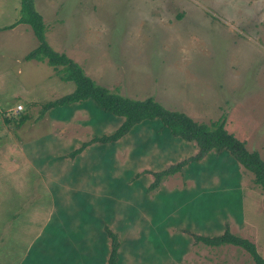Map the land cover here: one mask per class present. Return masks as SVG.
<instances>
[{
	"label": "rangeland",
	"instance_id": "374dc122",
	"mask_svg": "<svg viewBox=\"0 0 264 264\" xmlns=\"http://www.w3.org/2000/svg\"><path fill=\"white\" fill-rule=\"evenodd\" d=\"M33 1L50 48L98 85L197 122L222 118L264 158V0ZM19 4L0 0V24ZM27 31L0 34V264L27 263L41 247L45 262L105 264L109 232L118 264H254L243 248L196 240L226 229L264 258V193L249 171L227 150L193 160L195 144L159 119L110 140L122 118L91 100L45 108L75 84L45 62L19 73L6 63L39 44Z\"/></svg>",
	"mask_w": 264,
	"mask_h": 264
},
{
	"label": "trees",
	"instance_id": "16d2710c",
	"mask_svg": "<svg viewBox=\"0 0 264 264\" xmlns=\"http://www.w3.org/2000/svg\"><path fill=\"white\" fill-rule=\"evenodd\" d=\"M18 14L16 21L7 27H12L18 23L27 24L39 42L35 48L24 56V59L46 61L48 65L53 67L55 72H61L64 80L73 81L75 84L72 93L59 98L45 108L65 107L72 103L91 100L101 110L122 118V124L112 135L107 137L110 140L126 135L142 121L159 119L173 136L195 144L197 152L192 158L193 160L201 159L210 152L219 153L227 150L240 168L249 171L253 175V182L264 193V158L260 156L257 150H248L244 141L228 132L222 118L211 121L209 124L197 122L182 111L165 108L150 96L145 99H133L98 85L85 74L77 63L68 59L63 53L60 54L50 48L45 41L43 18L37 12L33 0H20ZM26 119L27 115H22L19 123L24 122ZM187 164L188 162L184 160L158 171L154 175L155 185L157 186L163 178L169 175L179 171L182 172ZM108 234L111 242L105 264H118L119 244L117 235L112 232ZM196 240L210 246L230 244L243 248L254 259V264H264V258L252 242L231 233L228 229L213 236L200 235L196 237Z\"/></svg>",
	"mask_w": 264,
	"mask_h": 264
},
{
	"label": "crops",
	"instance_id": "0c3cea01",
	"mask_svg": "<svg viewBox=\"0 0 264 264\" xmlns=\"http://www.w3.org/2000/svg\"><path fill=\"white\" fill-rule=\"evenodd\" d=\"M19 7H20V4H19ZM18 13H19V11H18ZM19 15V14H18ZM18 15L16 16V18H14V20H12V21H9V22H5V23H2V24H0V34H8V33H15V34H20V37L21 38H23L26 34H27V30H31V28H30V26L29 25H27V24H23V23H18V24H15L14 26H12V27H7V26H9V25H11V24H13L15 21H16V19L18 18ZM1 21H3V20H1ZM29 36H33V37H35L34 36V34H33V32H32V30H31V33H30V35ZM29 52V51H28ZM28 52H25L24 54H22V55H19L18 56V58L16 57L15 59H14V61L12 62V61H10V62H6V63H9V65L11 64L12 66H15V68H16V72H20L21 70V66H22V64H23V62L24 61H30V60H25L24 59V56L28 53ZM5 55L6 53L3 51V52H1L0 51V55ZM10 58H14V57H10ZM36 61V60H35ZM37 62H45L46 63V61H37ZM47 64V63H46ZM45 64L43 63L42 64V66H44ZM48 65V64H47ZM48 66H50V65H48ZM52 69H53V67L52 66H50ZM32 69H34L33 67L31 68V70ZM54 70V69H53ZM1 84V83H0ZM0 91L4 94V96H5V91H6V88L4 87V86H0ZM16 95H18L19 93L18 92H16L15 93ZM32 101V100H31ZM31 101H28L29 103H31ZM18 104H20V103H17L16 104V106L18 105ZM15 106V108H16V110H17V107ZM5 108H7L8 109V107H6L5 106ZM64 108V107H63ZM4 108H0V110H3ZM10 109V108H9ZM22 109H23V107H22ZM21 109V110H22ZM20 110V111H21ZM27 119H28V116H27ZM26 119V120H27ZM25 120V121H26ZM68 125H65V126H62L64 129H62L61 131H62V133H65V134H67V135H71V129H65L66 127H67ZM58 203H60L62 200H60V199H58V200H56ZM83 222L84 223H86L87 222V219H84L83 220ZM52 248L53 249H56L55 247H54V245L52 246ZM40 250H41V253H39L38 254V256L35 258V259H33V260H29V261H27V263H24V262H22L21 264H54V263H52V261L51 262H45V261H43L44 259H49V258H47V257H45L44 255L47 253V252H44L43 253V251H45V248L44 247H41L40 248ZM57 262H59L60 263V261H57Z\"/></svg>",
	"mask_w": 264,
	"mask_h": 264
},
{
	"label": "built area",
	"instance_id": "2783aa9c",
	"mask_svg": "<svg viewBox=\"0 0 264 264\" xmlns=\"http://www.w3.org/2000/svg\"><path fill=\"white\" fill-rule=\"evenodd\" d=\"M22 109V105L17 106V110L20 111Z\"/></svg>",
	"mask_w": 264,
	"mask_h": 264
}]
</instances>
